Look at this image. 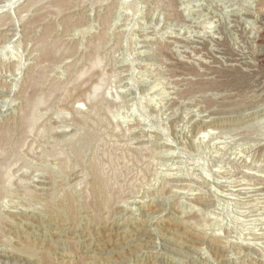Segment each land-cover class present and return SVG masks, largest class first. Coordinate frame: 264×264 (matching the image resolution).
<instances>
[{
	"label": "rangeland",
	"instance_id": "rangeland-1",
	"mask_svg": "<svg viewBox=\"0 0 264 264\" xmlns=\"http://www.w3.org/2000/svg\"><path fill=\"white\" fill-rule=\"evenodd\" d=\"M0 1V264H264V0Z\"/></svg>",
	"mask_w": 264,
	"mask_h": 264
},
{
	"label": "bare ground",
	"instance_id": "bare-ground-1",
	"mask_svg": "<svg viewBox=\"0 0 264 264\" xmlns=\"http://www.w3.org/2000/svg\"><path fill=\"white\" fill-rule=\"evenodd\" d=\"M1 2V1H0ZM2 3V2H1ZM64 3V2H63ZM64 5V4H63ZM262 38V37H261ZM49 50V49H48ZM50 52V51H49ZM51 53V52H50ZM46 54H47V52H46ZM49 55H51V54H49ZM263 59V58H262ZM263 61V60H262ZM35 80V79H34ZM33 80V81H34ZM32 81V82H33ZM36 83V82H35ZM36 85V84H35ZM97 87V86H96ZM97 88H94V90H96ZM38 96V95H37ZM37 96H35V98L37 97ZM34 98V97H33ZM42 98H40L39 99V101L41 100ZM30 100V99H29ZM33 101H34V99H33ZM37 102V101H36ZM35 102V103H36ZM31 103L33 104V102L31 101ZM29 106V105H28ZM33 107V106H32ZM30 108H31V105H30ZM29 108V109H30ZM77 109V108H76ZM79 109V108H78ZM27 113H28V111H27ZM32 116V115H31ZM30 117V116H29ZM28 117H25V118H23L24 119V122L22 123L23 124V126H24V128H26L28 125H30V121H31V119L30 118H28V119H30V120H28L27 119ZM33 118H34V116H33ZM25 119H26V121H25ZM35 120V119H34ZM32 122V121H31ZM30 126H32V125H30ZM79 137H80V135L79 134H76V135H74V136H72V138L71 139H68V141L69 142H74V141H76V142H78V140H80V143H79V146H80V151L78 152V156H81V154L84 152V149H85V147H86V145H88V140L85 138L84 139V137L81 139H79ZM77 139V140H76ZM98 187V190H97V192L96 193H98V195L99 196H101L102 197V199H101V201H99V202H94V203H91V205H92V207L96 210V212H99L101 209H106V208H108L109 206H110V203H111V198H110V196H109V194H108V190H107V185L105 184V182L104 181H100V183H98V186H96V188Z\"/></svg>",
	"mask_w": 264,
	"mask_h": 264
}]
</instances>
